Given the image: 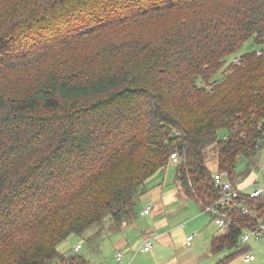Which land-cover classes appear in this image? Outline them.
I'll return each mask as SVG.
<instances>
[{
    "label": "trees",
    "instance_id": "obj_1",
    "mask_svg": "<svg viewBox=\"0 0 264 264\" xmlns=\"http://www.w3.org/2000/svg\"><path fill=\"white\" fill-rule=\"evenodd\" d=\"M211 146L231 180L264 149V0H0V264H91L59 245L97 227L98 252L171 154L205 209ZM247 202L258 218L232 214L216 264L247 254L242 229L264 222L262 197Z\"/></svg>",
    "mask_w": 264,
    "mask_h": 264
},
{
    "label": "crops",
    "instance_id": "obj_2",
    "mask_svg": "<svg viewBox=\"0 0 264 264\" xmlns=\"http://www.w3.org/2000/svg\"><path fill=\"white\" fill-rule=\"evenodd\" d=\"M208 152L207 149L204 152L205 160L209 169L215 171L216 154L212 158ZM231 181L245 194L257 186L264 188V149L242 157ZM145 186V192L149 191L151 195L147 201H143V194L139 197L137 217L133 223L119 231L102 234L103 237L106 234L105 240L110 242L113 252L103 260L98 256L102 252H85L91 264H216L233 252L226 250L212 254V241L222 236L225 230L213 224L206 208L185 195L177 183L174 163L157 171ZM261 197L264 200V192ZM148 206L151 208L149 213L141 216L140 212ZM190 235L194 237L187 242ZM145 241H150L152 247L148 252H141ZM239 244L246 246V252L254 255V260L248 264H264V239ZM60 253L67 256L74 252ZM118 253L122 254L120 261L116 258ZM243 255L235 256L226 264H245Z\"/></svg>",
    "mask_w": 264,
    "mask_h": 264
},
{
    "label": "built area",
    "instance_id": "obj_3",
    "mask_svg": "<svg viewBox=\"0 0 264 264\" xmlns=\"http://www.w3.org/2000/svg\"><path fill=\"white\" fill-rule=\"evenodd\" d=\"M171 162L176 164L178 157L176 154H171ZM214 188L217 190L218 198L215 202L206 207V212L211 216L212 222L215 226L226 231L234 222V213L240 215H251L254 218H258V213H254L250 208L247 199H254L261 197L264 192V188L255 187L248 193H243L239 187H237L231 180L228 172L226 171H213L211 175ZM150 207H146L140 212L141 216L147 215L150 211ZM194 235L187 236L186 241L190 242ZM264 239V222L259 221L257 226L253 229H242L239 235V243L247 244L251 240ZM152 244L150 241H145L141 247V252H148ZM81 249V243L73 246V251L78 252ZM122 254L118 253L116 258L120 261ZM254 260V255L247 253L243 255L242 261L248 264Z\"/></svg>",
    "mask_w": 264,
    "mask_h": 264
},
{
    "label": "rangeland",
    "instance_id": "obj_4",
    "mask_svg": "<svg viewBox=\"0 0 264 264\" xmlns=\"http://www.w3.org/2000/svg\"><path fill=\"white\" fill-rule=\"evenodd\" d=\"M254 49H256V47L254 45H252L251 40H249L245 44H243V46L233 56L228 57L226 59L225 66L223 67V69L215 75L214 79L216 80V82H221L225 78L226 74L229 72V66L233 64L234 58H236V57L240 56L241 54H244L248 51H252ZM224 135H225L224 133H221L220 137H224ZM209 150H210V152H208ZM207 152L209 154H211L212 158H213L214 153L216 154L215 146L209 147L207 149ZM210 158H211V156H210ZM210 158H208V160H210ZM215 159H216V157H215ZM210 165H212V164L210 163ZM177 183L179 184L178 181H177ZM150 195H151V192H149V191L143 193V195H142L143 201H147L149 199ZM95 231H97V227H93V228L89 229L88 231H86V233L81 235V237L74 236V235L69 237L66 241H64L63 243H61L59 245L58 250L60 252H64V253L72 252V250H73L72 247L77 242H80L82 247L77 253L85 254V252H88V249L86 248V243H85L86 239L88 238V236L92 235ZM105 238H106V234H105V237H102L99 240L100 249L98 252H102V255H98V256H100L99 257L100 260L106 259L107 254L109 255L110 252H113V248H111L110 242L107 239L105 240Z\"/></svg>",
    "mask_w": 264,
    "mask_h": 264
}]
</instances>
